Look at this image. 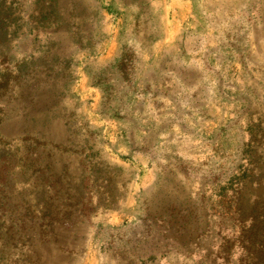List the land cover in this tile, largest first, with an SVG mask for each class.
<instances>
[{
    "label": "rangeland",
    "instance_id": "rangeland-1",
    "mask_svg": "<svg viewBox=\"0 0 264 264\" xmlns=\"http://www.w3.org/2000/svg\"><path fill=\"white\" fill-rule=\"evenodd\" d=\"M153 1L0 0V264H264V0Z\"/></svg>",
    "mask_w": 264,
    "mask_h": 264
},
{
    "label": "crops",
    "instance_id": "crops-1",
    "mask_svg": "<svg viewBox=\"0 0 264 264\" xmlns=\"http://www.w3.org/2000/svg\"><path fill=\"white\" fill-rule=\"evenodd\" d=\"M166 3L168 7V12L171 16L176 17L178 20L182 19L186 15L188 3L186 0H154V6L158 3Z\"/></svg>",
    "mask_w": 264,
    "mask_h": 264
}]
</instances>
